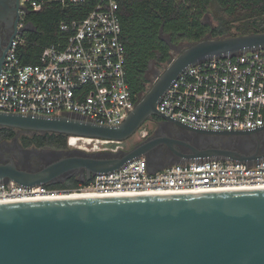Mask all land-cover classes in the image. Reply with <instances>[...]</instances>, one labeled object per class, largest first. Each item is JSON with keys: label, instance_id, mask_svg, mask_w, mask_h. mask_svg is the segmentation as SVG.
Listing matches in <instances>:
<instances>
[{"label": "water", "instance_id": "water-1", "mask_svg": "<svg viewBox=\"0 0 264 264\" xmlns=\"http://www.w3.org/2000/svg\"><path fill=\"white\" fill-rule=\"evenodd\" d=\"M19 0H0V16H18ZM29 30H33L31 25ZM18 33L15 28L14 35ZM264 49V33L206 37L170 57L155 75L127 119L117 127L93 125L76 118H40L0 113V127L124 142L147 120L170 124L199 147L181 141L150 139L128 152L75 156L47 164L36 172L0 165V181L22 187L62 184L80 173L88 181L131 160L144 157L147 147L165 143L186 145L184 159L238 160L252 163L263 157H237L219 145L223 138L249 131H203L160 114L156 106L186 68L213 58H227ZM161 167L159 169H162ZM0 264H264V189L200 194L131 197H80L0 203Z\"/></svg>", "mask_w": 264, "mask_h": 264}, {"label": "built area", "instance_id": "built-area-1", "mask_svg": "<svg viewBox=\"0 0 264 264\" xmlns=\"http://www.w3.org/2000/svg\"><path fill=\"white\" fill-rule=\"evenodd\" d=\"M47 5L81 16L60 20L59 38L36 47L31 39L36 29L28 15ZM118 10L116 0H19L18 33L8 45L0 70V113L79 118L108 128L121 125L138 100L130 93L125 77ZM156 110L196 130L263 128L264 49L208 59L184 69L164 92ZM147 133L139 129L138 134L143 139ZM83 141L90 144L85 148ZM121 143L79 136L66 140L68 148L90 154L116 153L122 149ZM76 180L75 187L63 189L25 188L0 181V203L80 194L131 197L264 189V159L249 164L199 158L154 169L142 157L88 181Z\"/></svg>", "mask_w": 264, "mask_h": 264}, {"label": "trees", "instance_id": "trees-1", "mask_svg": "<svg viewBox=\"0 0 264 264\" xmlns=\"http://www.w3.org/2000/svg\"><path fill=\"white\" fill-rule=\"evenodd\" d=\"M118 5L121 41L125 48V77L130 93L139 100L148 88L151 78L150 65H162L169 60L170 43L183 39L196 43L208 32L203 17L210 14L216 26L210 30L211 37L230 36L236 28L241 35L264 33V0H116ZM71 10L47 5L32 11L28 20L36 29L31 39L34 45L54 43L60 32L58 23L63 19L80 17ZM235 36V35H231ZM34 51V50H33ZM38 49H35V52ZM11 129L1 128L0 135L10 137ZM29 139L28 137L26 140ZM37 146L45 143L57 149H68L67 136H35ZM43 141H45L43 143ZM29 144V140L26 145ZM78 182L72 176L62 184L45 185L50 189L75 187Z\"/></svg>", "mask_w": 264, "mask_h": 264}, {"label": "flooded vegetation", "instance_id": "flooded-vegetation-1", "mask_svg": "<svg viewBox=\"0 0 264 264\" xmlns=\"http://www.w3.org/2000/svg\"><path fill=\"white\" fill-rule=\"evenodd\" d=\"M18 12V11H17ZM19 20L18 16L7 15L0 16V70L3 66L5 55L8 52L9 43L13 38L15 28ZM170 57H172L169 54ZM169 57V58H170ZM165 68V67H164ZM163 68V69H164ZM160 72H156L150 78L153 79L155 75ZM148 125V133L145 138H140L136 134L139 130L130 137L129 140L122 142L121 152H128L130 149L138 146L150 139H165L167 141H175L181 143V141L192 144L195 148H198V144H194L188 140V137L180 132L176 127L170 124H164L157 126V117H152ZM144 125V124H143ZM141 125V127L143 126ZM140 127V129H141ZM12 133L9 136L6 134L0 135V165L13 164L16 169L26 172H36L44 168L47 164L58 161L62 158H69L75 156L72 149L66 150L57 149L48 144L43 146H37L34 140L35 136H46V134L56 135L52 133L39 134L30 131H20L11 129ZM61 136V135H56ZM29 138L26 140V138ZM29 140V144L26 143ZM45 141H43L44 143ZM127 142V143H126ZM221 147H225L227 150L234 152L237 157L250 158V156L263 157L264 156V127L256 132L244 135V136H233L232 138H223ZM191 150L186 145L174 144L171 148L165 143L157 144V146L147 147L144 152V159L154 169L165 167L166 165L178 164L186 161L184 157L188 156ZM264 159V158H262ZM80 173H77L73 177L76 179L80 178ZM77 181V180H76ZM64 183V182H63Z\"/></svg>", "mask_w": 264, "mask_h": 264}, {"label": "rangeland", "instance_id": "rangeland-1", "mask_svg": "<svg viewBox=\"0 0 264 264\" xmlns=\"http://www.w3.org/2000/svg\"><path fill=\"white\" fill-rule=\"evenodd\" d=\"M203 23L207 25L208 27V32L205 34V36L203 38H206V37H211V34H210V30H212L217 24H216V21L213 19V17L210 15V14H207L203 17ZM237 25H234L231 27L230 29V34L231 35H235V36H238V35H241L240 34V31L236 28ZM165 40L167 42L170 43V55L172 57H176L178 54H179V51L183 50L184 48H186L188 45H190L191 43L189 42H186L185 40L183 39H176L174 42H171V39H170V36L169 35H165L164 36ZM212 38V37H211ZM166 66V63H163L162 65H157L155 63H152L150 65V69H149V77L153 76L156 72H162L163 68ZM148 125L149 124V121H146L144 123V125L141 127V129H145L148 131ZM140 129V130H141ZM139 134H136L135 137H137ZM127 143V142H126ZM125 144V143H124ZM124 144L121 143L119 144L118 146L120 147H124ZM117 145V144H115ZM114 145V146H115Z\"/></svg>", "mask_w": 264, "mask_h": 264}, {"label": "bare ground", "instance_id": "bare-ground-1", "mask_svg": "<svg viewBox=\"0 0 264 264\" xmlns=\"http://www.w3.org/2000/svg\"><path fill=\"white\" fill-rule=\"evenodd\" d=\"M90 141H83V143L85 144V148H86V144H90ZM70 145H74V140L70 141ZM227 191H232V190H227ZM80 197H89V198H97L100 196H93V195H87V194H80V195H70V196H63V197H58L57 199H63V198H80Z\"/></svg>", "mask_w": 264, "mask_h": 264}]
</instances>
